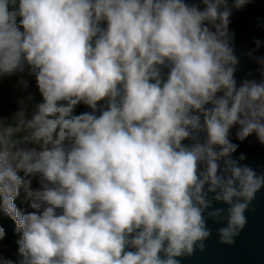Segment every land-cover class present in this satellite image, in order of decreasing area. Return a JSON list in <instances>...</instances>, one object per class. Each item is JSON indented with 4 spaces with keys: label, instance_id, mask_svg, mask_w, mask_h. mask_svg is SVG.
I'll use <instances>...</instances> for the list:
<instances>
[{
    "label": "clouds",
    "instance_id": "9594fccd",
    "mask_svg": "<svg viewBox=\"0 0 264 264\" xmlns=\"http://www.w3.org/2000/svg\"><path fill=\"white\" fill-rule=\"evenodd\" d=\"M253 3L0 0V83L24 93L0 114V214L19 234L0 264H182L209 221L235 245L264 190L236 155L264 147V41L238 55L230 30ZM241 57L257 69L238 80Z\"/></svg>",
    "mask_w": 264,
    "mask_h": 264
},
{
    "label": "water",
    "instance_id": "95a60500",
    "mask_svg": "<svg viewBox=\"0 0 264 264\" xmlns=\"http://www.w3.org/2000/svg\"><path fill=\"white\" fill-rule=\"evenodd\" d=\"M258 18L264 20V0H255V3L248 5L243 11H234L230 30L236 33L235 46L238 55L254 47V38L264 41V31L257 28ZM256 55H264V46ZM256 69L257 65L252 61L241 57L238 80L248 72L255 73ZM82 110L86 109L82 107ZM241 152L248 157L245 163L257 168L264 167V147L254 138L240 144L236 155ZM247 216L246 228L231 247L218 243L215 230L219 225L209 221L208 226L213 230V235L206 242L204 253L197 252L193 257L185 258L182 264H264V190L257 194Z\"/></svg>",
    "mask_w": 264,
    "mask_h": 264
},
{
    "label": "trees",
    "instance_id": "16d2710c",
    "mask_svg": "<svg viewBox=\"0 0 264 264\" xmlns=\"http://www.w3.org/2000/svg\"><path fill=\"white\" fill-rule=\"evenodd\" d=\"M16 79H5L0 83V114L4 117H8L13 113L16 108V100L19 96H22L24 93L15 88ZM31 91L35 92L34 81H32ZM38 98V97H37ZM82 110L79 109L78 111ZM35 186V184H34ZM18 207L28 210L27 203L24 201V193L21 191L20 197L16 201ZM0 224H2L7 232L5 240L2 242V250L5 251L4 254L7 256V253H13L17 258V244L16 240L19 238V234L15 232L14 223L6 216L0 214Z\"/></svg>",
    "mask_w": 264,
    "mask_h": 264
},
{
    "label": "rangeland",
    "instance_id": "374dc122",
    "mask_svg": "<svg viewBox=\"0 0 264 264\" xmlns=\"http://www.w3.org/2000/svg\"><path fill=\"white\" fill-rule=\"evenodd\" d=\"M4 252L5 251H3L2 250V248H0V253H2L5 257H8V258H11V259H13V260H16V259H18V257L16 258L15 256H14V254L13 253H7V256L4 254Z\"/></svg>",
    "mask_w": 264,
    "mask_h": 264
}]
</instances>
